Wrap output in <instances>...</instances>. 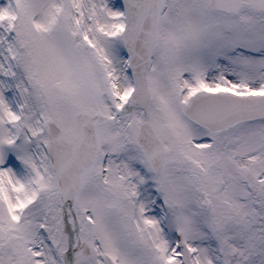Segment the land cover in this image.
Returning a JSON list of instances; mask_svg holds the SVG:
<instances>
[{
	"label": "snow or ice",
	"instance_id": "obj_1",
	"mask_svg": "<svg viewBox=\"0 0 264 264\" xmlns=\"http://www.w3.org/2000/svg\"><path fill=\"white\" fill-rule=\"evenodd\" d=\"M0 264H264V0H0Z\"/></svg>",
	"mask_w": 264,
	"mask_h": 264
}]
</instances>
